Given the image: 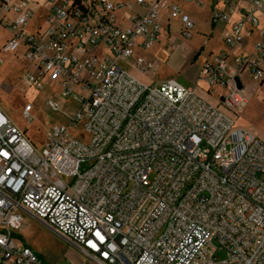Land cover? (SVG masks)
Instances as JSON below:
<instances>
[{
  "label": "built area",
  "instance_id": "built-area-1",
  "mask_svg": "<svg viewBox=\"0 0 264 264\" xmlns=\"http://www.w3.org/2000/svg\"><path fill=\"white\" fill-rule=\"evenodd\" d=\"M135 1L144 11L120 25L114 12L129 3L0 0V51L30 65L26 84L54 81L78 104L41 147L0 106V264H48L15 240L26 216L82 264H264V141L235 124L247 103L242 73L264 76V0H244L233 20L231 0L212 13L229 25L228 49L257 31L251 53L229 60L221 50L202 63L196 85L216 103L173 78L151 85L131 73L152 68L135 49L159 42L161 10L183 36L194 27L179 0ZM32 4L42 18L28 30ZM31 110L26 103L22 116L31 120Z\"/></svg>",
  "mask_w": 264,
  "mask_h": 264
},
{
  "label": "rangeland",
  "instance_id": "rangeland-1",
  "mask_svg": "<svg viewBox=\"0 0 264 264\" xmlns=\"http://www.w3.org/2000/svg\"><path fill=\"white\" fill-rule=\"evenodd\" d=\"M38 16L36 12L33 22L38 20ZM197 17V27L192 29L189 36L181 35L178 27L173 26L167 44L163 43L165 36L161 34L159 42L147 49L138 50V54L152 63V68L141 71L130 67L131 73L146 84L154 85L165 78H173L184 86L195 87L198 91L201 88L205 92L204 82L199 80L197 85L195 83L200 70L199 65L202 63V58L208 56L209 50L215 51L222 42L217 32L210 38L208 45L204 44L201 56L193 61L192 52L198 50L205 35L209 37L207 14L204 11H197ZM33 28L34 26L30 25L28 30ZM3 34L4 31L0 29V35ZM29 66L20 54L0 51V106L14 124L25 129L29 140L37 147H41L53 125L69 123L78 104L74 96H62L58 84L54 81L46 82L43 87L37 88L26 84L22 76ZM241 77L245 80L249 79L246 72ZM256 94L258 98H264V90L261 93L251 92V95H255V99L251 102V112L247 118L264 127V100L256 98ZM209 95L210 98L214 97L212 92ZM47 98L56 101L58 107L55 109L48 107ZM26 103L32 106L31 120L25 119L21 113ZM17 234L16 242L28 245L48 264H82L83 258L69 242L30 216H26L24 225ZM224 256L225 252L220 251L219 257L224 258Z\"/></svg>",
  "mask_w": 264,
  "mask_h": 264
},
{
  "label": "crops",
  "instance_id": "crops-1",
  "mask_svg": "<svg viewBox=\"0 0 264 264\" xmlns=\"http://www.w3.org/2000/svg\"><path fill=\"white\" fill-rule=\"evenodd\" d=\"M114 2H122V3H129V6H123L115 10V20L120 25H126L128 24V18L134 14V13H142L144 11V7L138 3H136L135 0H112ZM146 2H152L154 0H145ZM232 2V11L230 14L231 19H236L240 17L241 11L243 8H247V3L244 0H231ZM180 9L188 14L193 20H194V27H197L198 23V17H197V11H204L207 14V32L209 33V37H206V35L202 38V44L198 48V50H194L192 53L193 61L197 60L199 56H201V52L204 49V44L208 45L210 42V38L213 37L217 32H219V37L221 39L222 44L213 51L212 49L209 50L208 56H205L202 58V63L206 60H210L212 55L217 53L218 51L225 50L229 53V60H231L232 56L238 53H251L252 52V44L253 41L257 39V31L253 30L251 34H246L244 36V40L241 45L234 47L232 49H228L226 45L224 44L222 37L227 32L229 25L227 23H223L220 21L214 22L212 21V13L214 10H221L225 7V3L223 0H192V1H178ZM33 8L35 9L34 15L30 22L27 25V29L30 25H33L34 27L41 22L42 13L40 12V7L36 4H32ZM38 13V20H35L33 22L34 16ZM160 22L162 25V33L165 36L164 44H167L170 40V30L171 27L176 26L178 27L179 33H180V21L178 18H169L168 17V10L164 9L160 12ZM258 17L260 20V23L262 24L264 22V13L258 12ZM193 27V28H194ZM181 34V33H180ZM182 35V34H181ZM162 36V35H161ZM161 39V37H160ZM160 41V40H159ZM138 50L142 49H135V55L138 54ZM202 63L199 65V69L202 65ZM199 73V71H198ZM244 73V72H243ZM242 73V74H243ZM248 75V74H247ZM248 80L242 79L243 87L245 88V93L247 94V103L243 107V109L240 111V113L236 117V125L238 127H241L250 133L254 134L255 136L261 138L264 141V127L256 124L254 121L249 120L247 117L249 113L251 112V106L255 99V95H251V92H259L261 93L262 90H264V76L261 80L256 81L249 77ZM167 79V78H165ZM164 80V79H163ZM162 81V80H161ZM197 81V78H195V83ZM197 93L203 97L204 99L208 100L211 103H216V100L213 98H210L209 92L206 91L205 86V92L201 88L199 91L196 89ZM258 95L256 94V98ZM259 100H264L263 97L258 98Z\"/></svg>",
  "mask_w": 264,
  "mask_h": 264
},
{
  "label": "water",
  "instance_id": "water-1",
  "mask_svg": "<svg viewBox=\"0 0 264 264\" xmlns=\"http://www.w3.org/2000/svg\"><path fill=\"white\" fill-rule=\"evenodd\" d=\"M235 81H236L237 87L241 88V82L237 76L235 77Z\"/></svg>",
  "mask_w": 264,
  "mask_h": 264
}]
</instances>
